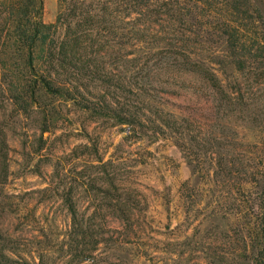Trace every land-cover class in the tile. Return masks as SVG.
Returning a JSON list of instances; mask_svg holds the SVG:
<instances>
[{
    "label": "trees",
    "instance_id": "1",
    "mask_svg": "<svg viewBox=\"0 0 264 264\" xmlns=\"http://www.w3.org/2000/svg\"><path fill=\"white\" fill-rule=\"evenodd\" d=\"M58 2L55 22L46 25L40 19L43 0H0V96L15 101V112L21 102L25 112L37 108L46 116L36 95L39 91L66 97L82 86L81 78L86 87L96 81L103 88H130L128 99H116L117 108L101 105L106 114L127 125L128 137L139 140L145 135L160 138L159 132L166 136L170 130L196 178L181 188L184 216L195 223H188L179 244L187 246L185 251L192 256L202 251L204 255H198L206 264H264V63L258 57L264 54V18L255 11L264 7V0ZM230 12L240 19H231ZM213 18L217 27L209 23ZM217 38L220 41L214 45ZM63 73L67 76L61 81ZM56 83L62 85L55 87ZM182 88L208 93L212 100L215 123L205 125L199 134H192L191 119L184 121L162 110L154 97V93L174 95ZM218 127L232 132L217 134ZM240 129L245 137H239ZM219 138L221 143L213 142ZM213 145L217 153L205 167L203 159L208 160ZM6 147L2 128L0 217L4 219L12 212L3 195L9 175ZM112 159L100 157L97 165L74 173L78 183L48 188L51 194H61L56 210L72 217L65 264L82 263L101 249L113 256L110 252L130 245V235L124 231L135 229L132 214L146 206L116 175ZM82 193L86 199H78ZM205 200L211 211H200ZM22 202L27 205L24 197ZM31 215L28 211L15 231L30 227ZM219 218L239 222L232 227L215 224ZM112 219L123 221V229L117 231ZM11 229L0 224V264L17 262L11 244L20 241ZM166 243L165 252L175 264L186 259L182 250L173 257L179 245ZM32 256L33 261L16 264H55L44 248Z\"/></svg>",
    "mask_w": 264,
    "mask_h": 264
},
{
    "label": "rangeland",
    "instance_id": "2",
    "mask_svg": "<svg viewBox=\"0 0 264 264\" xmlns=\"http://www.w3.org/2000/svg\"><path fill=\"white\" fill-rule=\"evenodd\" d=\"M58 11V0H43L41 21L46 25L52 24ZM255 11L264 18L263 6H259ZM229 17L237 21L241 16L230 12ZM209 23L218 26L214 18ZM219 41L217 38L213 44ZM258 57L262 65L264 54ZM229 71L231 74V69ZM66 76L67 74L63 73L59 78L62 81ZM81 79L82 86L77 92H67L66 97L44 91L37 92L38 101L47 111L46 116L37 108H34L33 112H25L21 102L17 104L19 111L15 112V101L12 102L8 96H0V129L3 128L6 135L9 161V175L3 185V195L4 200L12 205L9 208L11 214L5 219L0 217V224L4 229L10 225L11 230H14L12 234L19 236L20 243L11 244V249L17 253L14 254L15 260L33 261L32 255L37 257L38 249L44 248L50 262L65 264V241L70 233L72 217L56 210L62 201L61 194H51L48 188L65 182H80V179L74 180L76 176L73 174L78 175L91 164L97 165L98 159L102 157L104 161L113 158L114 165L117 164L114 169L117 171L116 175L128 188L136 191L134 194L146 208L140 213L132 214L135 229L124 231L130 235V245L119 248L116 253L110 252L114 253L113 256L106 254V249L95 251L79 264H175L171 254L165 252L166 242L171 241L179 245L177 251L173 252V257H177L178 251L187 249V246L179 244L186 235V226L195 223L192 219L185 218L181 199L184 183L188 180L193 184L196 182V178L193 179L192 166L177 140L170 136V130L167 129L166 136L159 132L160 138L145 135L139 140L127 136V125L118 124L116 120L109 118L106 114L109 113L107 108L101 105H113L111 108H117L119 103L116 99H128L132 94L130 88L116 89L115 85V89L103 88L96 81L88 83L86 87L83 78ZM61 85L54 84L55 87ZM182 89L184 90L174 95L154 93V97L159 99L162 110L173 112L184 121L191 119L195 124L192 134H199V130L202 131L205 125H214V109L209 94H194V91L188 88ZM215 130L220 135L232 132L219 130V127ZM238 135L245 137L241 129ZM248 135L252 137L253 133ZM184 137L187 138L186 135ZM220 141L222 140L219 138L213 142ZM180 143L184 144L181 141ZM211 149V155L208 156L202 149L199 150L203 156L208 157V160L203 159L205 167L210 166L211 156L218 150L214 145ZM120 180H117V183ZM23 197L27 205L23 204ZM86 197L82 193L78 199L83 200ZM207 200L199 205L200 211H211ZM28 211L32 214L28 217L33 227L30 226L21 232L15 231V225L23 221L22 218ZM216 221L218 222H214L215 224L220 223L228 227H232L231 223L237 226L239 222L237 219L228 222L223 218ZM111 224L117 231L125 225L120 219H112ZM191 232L192 229L188 234ZM185 253L186 259L179 264H206L200 257L204 255L202 251L193 256L188 251Z\"/></svg>",
    "mask_w": 264,
    "mask_h": 264
}]
</instances>
